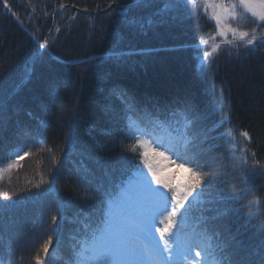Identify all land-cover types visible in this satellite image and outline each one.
Masks as SVG:
<instances>
[{
  "label": "trees",
  "instance_id": "1",
  "mask_svg": "<svg viewBox=\"0 0 264 264\" xmlns=\"http://www.w3.org/2000/svg\"><path fill=\"white\" fill-rule=\"evenodd\" d=\"M135 1L8 0L17 20L0 0V264H74L75 243L137 180L130 125L157 123L177 126L187 164L208 173L189 217L214 257L264 264V46L232 47L228 33L205 60L218 36L202 0L120 7ZM238 10L229 23L250 33ZM20 147L30 154L8 168Z\"/></svg>",
  "mask_w": 264,
  "mask_h": 264
},
{
  "label": "snow or ice",
  "instance_id": "2",
  "mask_svg": "<svg viewBox=\"0 0 264 264\" xmlns=\"http://www.w3.org/2000/svg\"><path fill=\"white\" fill-rule=\"evenodd\" d=\"M187 2L193 3L194 0H187ZM202 3L205 13L210 15L211 20L215 21L216 34L225 38L228 33L232 34L233 39H225L224 42L226 44H229L232 47H238L235 43L238 39L243 42L245 48H248L249 46H255L257 40H259L260 45L264 46V35L258 37L256 32V28L264 29V0H235V2L232 3H225L224 0H202ZM2 6L19 20L16 12L13 11L11 5L8 3V0H2ZM61 7H63V5H61ZM109 7H111V4H109ZM165 7L167 8V5ZM238 9H242L244 13L249 14L253 18V23H255L256 27H254L250 33L239 31L237 28H233L229 23V21L241 17ZM209 10H211L210 13ZM72 19H75V16H73ZM57 31H59V29H57ZM201 42L206 44L208 41L202 39ZM48 46L47 40H44L43 43L39 44L41 49H47ZM218 48L219 45H214L212 52L206 50L204 53V59L207 60ZM84 63H91V58ZM121 96H124V94L121 93ZM240 134L250 141L251 138L249 137L248 132L242 131ZM134 139L136 143L131 146L130 150L135 152L137 145L142 149L139 153L140 162L143 164L144 168L147 169L148 175L151 176V182L155 183L159 189H164L171 194L169 197L163 191L151 189L149 185V190L153 192L157 199V206L154 208L150 220L143 225V232L146 235L154 229L159 233L160 239L151 246H148L142 242L137 244L131 241H126L117 234L101 232L94 235L91 242L85 243L77 252L74 264H179V261L171 254V245L180 240L178 235L179 228H177L176 232L172 231L173 227L179 223L176 219L177 212L180 209H184V212H180V216L184 217L187 212V209H185V203L188 202L189 197H192L194 193L197 197L201 195V193L196 192V189L200 187L208 173L198 171V165L186 169L191 174L188 184L176 186L170 179L161 175L162 170L156 166L154 159L149 156L150 152H152L155 157L163 156L164 153L162 151H155L153 148V145L163 147V144L160 141L150 140V138H144L143 136H134ZM166 150L171 151V149ZM22 151L23 155H20ZM244 151L247 152V149L245 148ZM29 154L30 149L24 151L23 148H18L14 152L9 153L10 158L14 156L17 159L13 160L12 163H9L7 165L8 168H12L14 164L18 163L19 160L24 159V157ZM255 155L256 154L253 152L252 156L255 157ZM176 158L182 160L180 166H183L184 163H190L186 157L182 159L177 155ZM165 159H167V157H165ZM244 163L246 165L248 164L247 155L244 156ZM261 167H264V165ZM140 175L143 176L144 174L141 172ZM44 182L43 177H41L40 182L37 183L35 187L39 188ZM3 198L5 200L10 199L7 194H4ZM56 220V216H53V224L56 223ZM157 220L162 227L157 225ZM137 239L142 241L143 237L138 236ZM51 243L52 241L49 239L43 245L42 250L45 257L49 254V245ZM178 247L182 249L181 253H178V255H182L185 259H189L192 245L181 241L178 244ZM204 247L205 251L203 253L200 251L196 252V256L204 257L198 261L197 264H221V261L215 259L212 251H210V243H205ZM35 259L37 264H43L39 255H36Z\"/></svg>",
  "mask_w": 264,
  "mask_h": 264
},
{
  "label": "rangeland",
  "instance_id": "3",
  "mask_svg": "<svg viewBox=\"0 0 264 264\" xmlns=\"http://www.w3.org/2000/svg\"><path fill=\"white\" fill-rule=\"evenodd\" d=\"M224 2L232 3L235 2V0H224ZM245 17L247 20L253 23V18L249 14H246ZM240 18L241 17H238L236 20H232L229 22L238 23ZM257 30L258 29H256V31ZM217 36L218 37L212 36V39H210L211 41L206 45L208 47L207 51L212 52L213 46L220 43L219 37L221 36ZM157 125L158 130L155 133H144L138 126L131 124L129 127L132 132L130 136V140L132 142L131 144L134 145L136 143L134 136H143L144 138H150V140L160 141L163 144V147L153 145V148L155 151H162L164 155L155 157L153 153L150 152L149 156L150 158L154 159L156 166H158L162 170L161 175L165 178L170 179L176 186H183L188 184L191 174L186 169L191 168V166H189L187 163H184L183 166H180L182 160L176 158L177 155H179L182 159L185 158L182 148L184 143L181 130L177 126L175 127L172 125L171 127V123H157ZM166 149H171V151H167ZM15 150H13L12 152H14ZM24 151L26 150L24 149ZM141 151L142 149L137 145L135 151L136 159H138L139 163V166L136 167L138 172L137 180L130 184L128 189L117 190L115 197L117 204H114L111 207L110 211L106 215V218H104L102 226H100L98 230L95 228H91L89 230V236L86 235L75 243V245L78 247V251L83 247L85 243H90L94 235L101 232L117 234L126 241H131L137 244L142 242L143 244L148 246H151L153 243L159 241V233H157L154 229L146 235L143 232V225L150 220L152 212L157 206V199L154 196L153 192L149 190V185L151 189L163 191L169 197L171 194L164 189H159L155 183L151 182V176L148 175L147 169L144 168L143 164L140 162L139 153ZM20 155H23V151L20 153ZM165 157H167V159H165ZM16 159L17 158L14 156L11 157L9 163H12L13 160ZM141 172L144 174L143 176L140 175ZM200 190V188H197L196 192L201 193ZM200 201H202L201 195L197 197L194 193L192 197H189L188 202L185 203V209H187V212L185 213L184 217L180 216V212H184V209H180L177 212L176 219L179 221V223L173 227L172 231L176 232L177 228H179L178 235L180 237V240L171 245V254L176 258V260L179 261V264H197L198 261L204 258L202 256H196V252L200 251L203 253L205 251L204 244L207 243V239L204 235L196 231V225H194V223H191L189 217V205L191 206L192 204H196ZM156 223L158 226L162 227V225H159L158 220L156 221ZM138 236H142L143 240H138ZM181 241L192 245L189 259H185L182 255H178V253H181L182 251V249L178 247V244ZM215 259L218 260V258Z\"/></svg>",
  "mask_w": 264,
  "mask_h": 264
},
{
  "label": "water",
  "instance_id": "4",
  "mask_svg": "<svg viewBox=\"0 0 264 264\" xmlns=\"http://www.w3.org/2000/svg\"><path fill=\"white\" fill-rule=\"evenodd\" d=\"M140 1H142V0H136L135 2H133V3H131V4H128V5H121L120 7H121V8H125V9H127V8H130V7H132L133 5L139 3ZM111 7H112V6H111ZM111 7H109L107 10H104L103 12H92V11H88V10H77V11L80 12V13H83V14H100V13H104V12L108 11ZM64 8H71V7H69V6H63V7H61V8L58 10V12H60V11L63 10Z\"/></svg>",
  "mask_w": 264,
  "mask_h": 264
}]
</instances>
